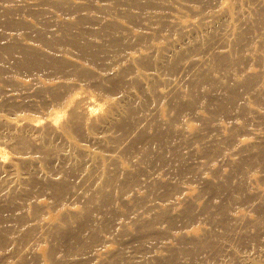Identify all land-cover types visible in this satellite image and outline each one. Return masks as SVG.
<instances>
[{
	"label": "rangeland",
	"instance_id": "1",
	"mask_svg": "<svg viewBox=\"0 0 264 264\" xmlns=\"http://www.w3.org/2000/svg\"><path fill=\"white\" fill-rule=\"evenodd\" d=\"M0 264H264V0H0Z\"/></svg>",
	"mask_w": 264,
	"mask_h": 264
},
{
	"label": "bare ground",
	"instance_id": "2",
	"mask_svg": "<svg viewBox=\"0 0 264 264\" xmlns=\"http://www.w3.org/2000/svg\"><path fill=\"white\" fill-rule=\"evenodd\" d=\"M24 53H25V55H26V56H28V55L30 54V53H29V52H27V51H25ZM34 59H35V58H34Z\"/></svg>",
	"mask_w": 264,
	"mask_h": 264
}]
</instances>
